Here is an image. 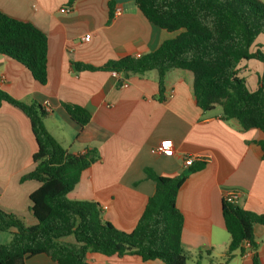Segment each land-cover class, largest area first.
<instances>
[{
	"label": "crops",
	"instance_id": "crops-1",
	"mask_svg": "<svg viewBox=\"0 0 264 264\" xmlns=\"http://www.w3.org/2000/svg\"><path fill=\"white\" fill-rule=\"evenodd\" d=\"M0 12L34 24L49 43L45 86L17 61L0 56V89L16 101L36 102L45 110L50 107L44 124L55 140L69 153L96 151L100 158L82 175L69 200L99 204L104 222L130 233L156 189L147 171L175 178L190 168L185 164L187 156L202 157L205 169L190 174L177 196L184 218L182 247L190 256L187 264H255L256 260L264 264V227L255 228L256 249L244 243L229 256L231 235L222 217L224 195L229 192L238 194L239 207L264 215V162L255 147L258 131L241 132L238 122L223 119L221 108H197L190 72L168 71L162 100L157 71L116 76L77 68L153 53L176 33L154 26L133 0H79L73 6L69 0H0ZM87 36L89 41L84 40ZM257 43L264 51V36ZM263 71L256 60L241 66V74L252 81L251 89ZM64 105L82 107L91 118L89 123L79 127ZM34 138L26 115L3 103L0 209L32 227L38 222L30 211V195L40 186L30 177L37 152ZM165 140L174 143L173 157L156 152ZM11 240L9 232H0V247ZM65 241L74 243L72 238ZM87 262L164 264L97 253H89ZM26 264L53 262L38 255Z\"/></svg>",
	"mask_w": 264,
	"mask_h": 264
},
{
	"label": "trees",
	"instance_id": "trees-1",
	"mask_svg": "<svg viewBox=\"0 0 264 264\" xmlns=\"http://www.w3.org/2000/svg\"><path fill=\"white\" fill-rule=\"evenodd\" d=\"M78 1L69 0V4L73 6ZM133 1L154 26L176 36L140 58L127 56L101 67L78 64V70L129 75L157 71L162 100L168 71L190 72L194 75L195 106L202 111L219 107L223 119L238 122L241 132L257 130L256 152L264 162V71L255 89L241 74L242 63L251 60L260 62L264 70V51L257 43L264 36V2ZM48 50L47 36L34 24L0 12V56L17 61L42 86L47 84ZM3 103L15 107L30 121L37 145L30 177L40 186L30 195L36 226H28L0 209V232L12 235L11 242L0 247V264H26L38 255L47 256L53 264H88L89 253L120 258L138 256L144 263L187 264L190 256L182 247L184 218L177 207V196L190 174L205 169V162L195 163L175 178L147 171V177L156 184L154 195L134 231L125 233L103 221L99 204L68 198L82 175L99 161L97 152L80 155L64 149L46 129L44 119L48 113L38 103L16 101L0 89V106ZM64 109L79 127H85L91 119L82 107L64 105ZM222 217L231 235L229 256L244 243L256 249L255 228L264 227V215L223 201ZM68 238L74 243L66 242Z\"/></svg>",
	"mask_w": 264,
	"mask_h": 264
},
{
	"label": "built area",
	"instance_id": "built-area-1",
	"mask_svg": "<svg viewBox=\"0 0 264 264\" xmlns=\"http://www.w3.org/2000/svg\"><path fill=\"white\" fill-rule=\"evenodd\" d=\"M71 9L67 10V13H70ZM117 12H119V10H117ZM84 40L89 41L90 40V36H87L84 38ZM140 58V57H137ZM116 76L118 75L117 73L115 74ZM47 113L52 112L51 108H47L46 110ZM174 143L170 140H165L163 142H161V144L158 146V148L156 149V152L164 155V156H169V157H173L174 156ZM197 162H202V157H192V156H187L185 158V164L188 167H192L195 163ZM238 194L234 193V192H229L226 193L224 195V201H227L229 203H233L234 205H238L239 204V200H238Z\"/></svg>",
	"mask_w": 264,
	"mask_h": 264
},
{
	"label": "rangeland",
	"instance_id": "rangeland-1",
	"mask_svg": "<svg viewBox=\"0 0 264 264\" xmlns=\"http://www.w3.org/2000/svg\"><path fill=\"white\" fill-rule=\"evenodd\" d=\"M248 81H249V82H248L249 85L252 86V85H251V84H252V81H250V80H248ZM217 109H220V108L218 107Z\"/></svg>",
	"mask_w": 264,
	"mask_h": 264
}]
</instances>
